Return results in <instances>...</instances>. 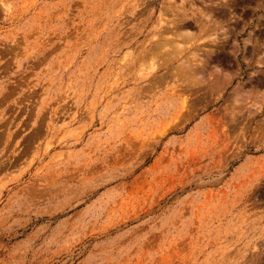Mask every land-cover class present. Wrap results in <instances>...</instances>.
<instances>
[{
	"label": "rangeland",
	"instance_id": "374dc122",
	"mask_svg": "<svg viewBox=\"0 0 264 264\" xmlns=\"http://www.w3.org/2000/svg\"><path fill=\"white\" fill-rule=\"evenodd\" d=\"M0 264H264V0H0Z\"/></svg>",
	"mask_w": 264,
	"mask_h": 264
},
{
	"label": "bare ground",
	"instance_id": "6f19581e",
	"mask_svg": "<svg viewBox=\"0 0 264 264\" xmlns=\"http://www.w3.org/2000/svg\"><path fill=\"white\" fill-rule=\"evenodd\" d=\"M166 31V30H165ZM188 32V31H187ZM196 54V53H195ZM189 64V63H188ZM192 66V65H191ZM199 83V82H198ZM241 98H243V97H241Z\"/></svg>",
	"mask_w": 264,
	"mask_h": 264
}]
</instances>
